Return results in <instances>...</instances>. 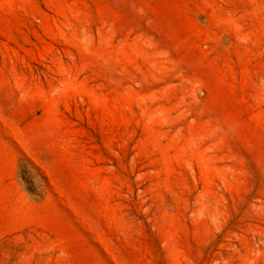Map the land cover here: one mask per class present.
I'll return each instance as SVG.
<instances>
[{
    "label": "rangeland",
    "instance_id": "374dc122",
    "mask_svg": "<svg viewBox=\"0 0 264 264\" xmlns=\"http://www.w3.org/2000/svg\"><path fill=\"white\" fill-rule=\"evenodd\" d=\"M0 264H264V0H0Z\"/></svg>",
    "mask_w": 264,
    "mask_h": 264
}]
</instances>
